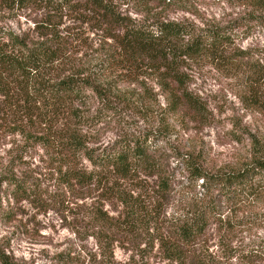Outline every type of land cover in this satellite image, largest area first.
Instances as JSON below:
<instances>
[{
  "label": "trees",
  "instance_id": "16d2710c",
  "mask_svg": "<svg viewBox=\"0 0 264 264\" xmlns=\"http://www.w3.org/2000/svg\"><path fill=\"white\" fill-rule=\"evenodd\" d=\"M0 6L30 21L18 30L0 23V144L11 143L2 149L6 156L0 155V187L5 183L14 198H40L14 165L30 145L44 146L57 164V187L45 201L54 203L55 196L67 197L69 191L83 200L80 223L103 249L104 259L115 242L139 241L151 228H162V247L182 262L191 253L182 245H193L205 234L220 218L222 203L264 192V157L218 171L189 157L183 186L191 191L183 196L190 210L164 229L157 225L161 210L175 195V175L165 157L140 135L104 145L96 129L104 108H115L104 105V87L143 65L158 74L173 111L206 120V107L188 89L181 62L211 56L228 69L236 65L228 54L227 27L140 22L117 0H0ZM0 264L27 263L13 260L0 246Z\"/></svg>",
  "mask_w": 264,
  "mask_h": 264
},
{
  "label": "rangeland",
  "instance_id": "374dc122",
  "mask_svg": "<svg viewBox=\"0 0 264 264\" xmlns=\"http://www.w3.org/2000/svg\"><path fill=\"white\" fill-rule=\"evenodd\" d=\"M136 21H186L198 27H227L228 54L236 65L228 69L211 56L184 58L186 85L206 108L207 119L197 121L184 110L173 111L158 74L143 65L104 87V119L97 125L104 145L115 140L147 137L175 175L174 197L164 203L158 226L167 229L190 210L183 193L186 162L193 158L210 171L241 168L264 157V3L259 0H117ZM0 23L18 30L29 26L23 15L13 16L0 6ZM92 35V34H91ZM85 48H81L83 51ZM257 69L259 73H253ZM88 104L96 106L92 99ZM18 141L19 137H15ZM14 139V137L7 138ZM1 143V141H0ZM11 143L0 144L8 150ZM14 165L17 176L38 190L40 198H15L0 187V246L15 261L27 264H264V192L222 203L190 257L180 261L162 247V228L142 240L117 241L108 258L89 230L80 223L81 202L75 193L45 201L57 187L55 155L51 149L30 145ZM7 158V157H6ZM7 162V161H6ZM5 162V163H6ZM182 182V183H181ZM264 188V186H263ZM197 189V188H196ZM72 201V202H70ZM75 202L77 204H75ZM83 210V208H82ZM150 234V235H149ZM169 246V245H168ZM106 254V255H107ZM105 260V261H104Z\"/></svg>",
  "mask_w": 264,
  "mask_h": 264
}]
</instances>
